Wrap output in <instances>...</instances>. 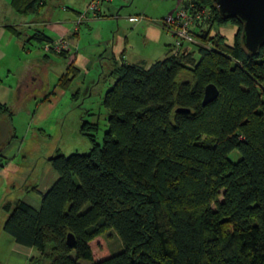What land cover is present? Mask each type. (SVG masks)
<instances>
[{"label":"trees","instance_id":"1","mask_svg":"<svg viewBox=\"0 0 264 264\" xmlns=\"http://www.w3.org/2000/svg\"><path fill=\"white\" fill-rule=\"evenodd\" d=\"M190 1L213 10L198 34L199 58L185 47L149 68H115L102 145L98 123L84 120L92 148L50 157L59 178L41 208L4 205L3 230L38 251L29 264H264V46L248 51L243 24L213 0ZM43 2L14 0L21 14ZM227 21L237 28L233 44L211 35ZM42 36L33 39L52 42ZM78 73L71 67L62 85ZM211 83L219 96L204 105ZM12 115L0 104V118ZM111 230L122 243L116 252Z\"/></svg>","mask_w":264,"mask_h":264},{"label":"crops","instance_id":"2","mask_svg":"<svg viewBox=\"0 0 264 264\" xmlns=\"http://www.w3.org/2000/svg\"><path fill=\"white\" fill-rule=\"evenodd\" d=\"M89 1L44 0L38 11L21 14L16 9L14 0H0V104L6 105L13 113L11 118H0V121L6 120L10 128V139L1 154L6 161L0 163V264H29L30 259L38 254L35 247L18 243L12 235L3 230L4 222L10 213L3 207L9 203L12 208L18 199H22L39 210L42 205V193H46L59 178V173L49 161L53 155L39 162L29 161L25 175L22 173L23 162H18L17 159L22 152L28 155L33 153L28 147L29 142L34 139V130L47 121L64 99L68 101L69 98L70 102H77L82 98L83 92L80 89L74 93L69 90L72 82L68 87H64L61 83V79L70 72L71 67H75L80 73L82 62L85 60V55L79 53L82 45L79 36L87 33L93 35L94 31L97 35H105L106 27H103L102 22L110 24L114 21L118 22L121 17L127 16L122 15L123 12L135 2V0H113L105 3L99 16L89 17L77 27V17L87 7ZM163 1L166 7H169L176 5V1L182 5L190 0ZM136 13L138 14H130L129 19L127 18L133 27L142 26L146 18L145 15ZM131 17H137L139 20L131 21ZM112 27L108 25L106 28L108 35L115 32ZM37 33L43 35L42 37H49L52 41L61 37L67 39L71 43L70 51L66 56L45 51L43 49L45 41L33 39V35ZM127 41L128 39L124 43L125 47L118 54L120 65L115 53V41L110 38L100 41L101 44L106 43V46L99 47L103 49L99 53V58L105 59L102 61V67L103 62L107 65L109 63L110 73L123 64L142 65L146 68L151 66L145 59L138 62L127 60V56L130 57L127 49L130 44H127ZM83 51L87 52V49L84 48ZM170 55L169 49L166 57ZM86 113L89 114L87 109ZM24 115L27 121L23 127L19 125V118ZM84 120L89 121L83 117L82 122ZM65 127L64 121L62 130H65ZM25 134L26 137L20 138ZM29 134L30 138H28ZM2 144L0 141V147ZM18 179L21 182L19 188L16 183ZM35 186L39 192L31 190ZM83 264L90 263L84 261Z\"/></svg>","mask_w":264,"mask_h":264},{"label":"rangeland","instance_id":"3","mask_svg":"<svg viewBox=\"0 0 264 264\" xmlns=\"http://www.w3.org/2000/svg\"><path fill=\"white\" fill-rule=\"evenodd\" d=\"M175 4L166 7L163 0H135L131 7L127 8V10L124 9L125 12L122 15H127L126 17L123 16L118 22L114 21L112 24L102 22L103 27L106 28L108 25H112L113 31H115L114 33L108 35V30L104 28L105 35H97V32L94 31L92 33L93 35L87 33L86 35L79 36L82 39L81 51L79 53L86 57L84 56L85 60L82 62L83 65L80 68V73L75 76L71 86L69 85V90L74 93L80 89L83 92V96L77 102H70L71 100L69 98L68 101L64 99L47 121L37 126V129L34 130V139L29 142L28 147L33 153L28 155L26 152H22L21 156L17 159L18 162H23L22 173L24 175L29 167L28 162L31 160L39 162L47 156L56 155L57 152L65 155L89 153L92 148V142L88 135L80 131L84 122H82L83 117L90 122L98 123V129L94 132V135L98 143L102 145L104 134L109 126L108 110L104 106L103 99L108 89L114 84L115 79L110 75L109 63L107 65L103 62L102 67V61L105 59L99 58V53L103 50L99 49V47L102 46L104 48L106 43L101 44L100 41L108 38L115 41V53L118 58V65L121 64L118 54L125 47L124 43L127 39V44H130L127 46L130 55V57L127 56L129 62L132 60L138 62L145 59L146 62L152 65V63L158 60H163L166 54H168L169 49H171L169 45L174 44L176 41L174 35L165 29L162 24L164 19L178 5H181L177 1ZM136 12L145 15L146 18L142 26L133 27L128 20V15L138 14ZM118 28L120 29L118 30ZM236 30L237 28L231 21L223 24L216 23L211 29V35L216 33L224 35L227 43L233 44ZM186 47L193 52L197 60L199 58L197 45L188 44ZM84 48L87 49V52L83 51ZM58 58L61 59L60 57ZM78 63L81 64L80 61ZM86 109L89 111V114L86 113ZM62 110L65 111V114H63L64 111ZM20 119H22L21 123ZM26 121L27 117L25 115L22 116L19 118V125L24 127ZM64 121L66 127L65 130H62ZM30 134L32 135V131ZM26 136L25 134L20 138L23 139ZM7 143L1 145L2 150L0 154H2ZM230 157L233 161H236L239 157L238 152L233 151ZM0 160L3 162L6 161L5 158H2V155H0ZM16 183L17 188H19L21 185L19 179ZM109 233H112L109 243L113 252H116L114 250H120L122 248L121 240L114 230H111ZM119 243L121 244L120 246Z\"/></svg>","mask_w":264,"mask_h":264},{"label":"built area","instance_id":"4","mask_svg":"<svg viewBox=\"0 0 264 264\" xmlns=\"http://www.w3.org/2000/svg\"><path fill=\"white\" fill-rule=\"evenodd\" d=\"M112 1L90 0L87 7L79 13L76 26L81 25L89 17L99 16L104 4ZM212 17L213 10L208 5L191 1L178 5L162 23L164 28L176 38L171 47L173 54L177 55L188 44H200L201 39L198 34L206 27L205 25ZM130 20L137 21L139 18L131 17ZM43 49L47 52L61 54L70 51L71 43L61 37L55 41L45 43Z\"/></svg>","mask_w":264,"mask_h":264},{"label":"water","instance_id":"5","mask_svg":"<svg viewBox=\"0 0 264 264\" xmlns=\"http://www.w3.org/2000/svg\"><path fill=\"white\" fill-rule=\"evenodd\" d=\"M220 14L228 18H237L243 24L242 40L245 48L255 53L264 46V0H213ZM219 96L218 87L211 83L206 86L203 104L207 105ZM178 112L189 109H178ZM0 141L6 143L10 139V128L6 120L0 121ZM67 242L75 245V237L69 234Z\"/></svg>","mask_w":264,"mask_h":264}]
</instances>
